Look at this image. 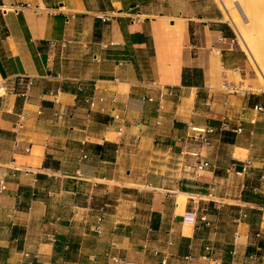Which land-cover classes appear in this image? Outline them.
Here are the masks:
<instances>
[{"label":"crops","instance_id":"0c3cea01","mask_svg":"<svg viewBox=\"0 0 264 264\" xmlns=\"http://www.w3.org/2000/svg\"><path fill=\"white\" fill-rule=\"evenodd\" d=\"M207 3L0 0V264H258L264 111Z\"/></svg>","mask_w":264,"mask_h":264},{"label":"built area","instance_id":"2783aa9c","mask_svg":"<svg viewBox=\"0 0 264 264\" xmlns=\"http://www.w3.org/2000/svg\"><path fill=\"white\" fill-rule=\"evenodd\" d=\"M97 58V56L95 57V59ZM231 91H236V88L230 87ZM243 92H245L246 90H242ZM147 100H153L152 96H145L144 97ZM87 102H89L90 107H93L95 105V101L93 99H90L89 97L86 99ZM257 110L259 111H264V106L263 105H257ZM27 117V113L26 112H22L19 115V120H18V126L19 127H23L24 121ZM117 118V116L115 117ZM162 121V115L159 114L158 115V120L157 123H161ZM140 125V122H139ZM121 130V129H120ZM192 132L196 133V136L202 141L203 145H210L211 141L209 139L208 134L214 131V128H212L210 125H206L204 127H192L191 128ZM238 131L242 130V127L239 126L237 128ZM187 137H195L194 134H191L190 132L187 133ZM2 138V135L0 133V140ZM19 139L16 138V144L19 143ZM184 150L189 153L192 156H200V152H196V151H188L187 146H184ZM84 157H87L86 154H84ZM211 166V163L208 160H198V163L196 164V172L199 173L201 170H204L205 168H208ZM5 188V184L2 185V189ZM243 216H246V213L243 214ZM198 218L199 215L197 213L196 209H189L185 212V214L183 215V221L187 224L190 225H196L198 222ZM202 220H205V217H201ZM102 219H103V215L99 214L97 216V220L95 223H93L91 225V229L97 233H101L102 232ZM257 235H260V233H257ZM113 247V245H112ZM112 247H109V249L106 250L105 255L107 256V258L113 260L114 262H123V258L117 254H114L112 251ZM206 249H210V247H206ZM233 257L236 256V251L232 252ZM249 258L253 261H257L258 264H264V245L262 244H256V249L253 253L249 254ZM132 264H141V263H136V262H132ZM159 264H166V259H162V261Z\"/></svg>","mask_w":264,"mask_h":264},{"label":"bare ground","instance_id":"6f19581e","mask_svg":"<svg viewBox=\"0 0 264 264\" xmlns=\"http://www.w3.org/2000/svg\"><path fill=\"white\" fill-rule=\"evenodd\" d=\"M219 1L224 8L225 16L228 18V20L230 19L229 21L232 22L234 27L237 28L236 30H238L239 32L240 40L244 48L247 50V52L249 51L252 54L254 61L260 70V75L262 73V76H264V31L259 34V37H255L254 32H252L249 28H247V26L243 24V16L241 15V11L239 9L238 11L235 9H230V5L233 3L234 0ZM238 3L240 5V9L242 8L243 12L246 14V17L248 16L247 19L249 18V23H252L251 26L253 25V27L255 28V25H257L259 21V19L256 18V13L262 18L264 15H261L262 10H264V0H259L258 4L256 5L252 4L249 0H239ZM263 23L264 22H262V24ZM262 28L264 27L262 26ZM181 194V199L184 200V193Z\"/></svg>","mask_w":264,"mask_h":264},{"label":"rangeland","instance_id":"374dc122","mask_svg":"<svg viewBox=\"0 0 264 264\" xmlns=\"http://www.w3.org/2000/svg\"><path fill=\"white\" fill-rule=\"evenodd\" d=\"M238 1L239 0H234L233 3L230 5V9L231 10L235 9L237 11L239 9L242 13L241 15L243 16L242 17L243 19L241 18L243 21V24L245 26H247V28H249L252 32H254L255 37L256 36L259 37V34H261L264 31V28H262V26L264 27V23L262 24V22H264V15H263L264 10H262V12H261V15H263V18L256 13V18L259 19V21L257 23L258 26L255 25V28H254L253 25L251 26L252 23L251 24L249 23V18L247 19L248 16L246 17V14L243 12L242 8L240 9V5H239ZM249 1L254 5L258 4V2H259V0H249ZM199 10H201V12H203V13H207V15L210 17L213 16L214 18H219V19L225 20L232 27V29L234 31L235 45L238 48H240L243 52H245L246 56L249 59V63H250V71H249L248 77H250L252 79V81L249 82V80H247L245 82L244 88L249 90L250 92H253L254 94H256L258 96V100L264 106V89H263V84H264V78L263 77L264 76H262V73L260 75V70L255 63L252 54L249 51L247 52V50L244 48V46L240 40L239 32H238V30H236L237 28L234 27L233 23L229 21L230 19L228 20V18L225 16V11H224L223 6L220 4V1L219 0H208V3L203 4V6ZM259 22H260V24H259ZM260 25H262V26H260ZM259 31H261V32H259ZM188 225H190V224H188Z\"/></svg>","mask_w":264,"mask_h":264}]
</instances>
